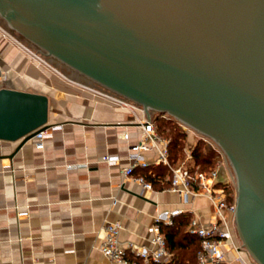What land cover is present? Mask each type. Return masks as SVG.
Wrapping results in <instances>:
<instances>
[{
	"label": "water",
	"instance_id": "water-1",
	"mask_svg": "<svg viewBox=\"0 0 264 264\" xmlns=\"http://www.w3.org/2000/svg\"><path fill=\"white\" fill-rule=\"evenodd\" d=\"M0 26L69 79L211 141L234 173L236 234L264 264V0H0ZM47 120L46 95L0 88V140Z\"/></svg>",
	"mask_w": 264,
	"mask_h": 264
},
{
	"label": "crops",
	"instance_id": "crops-1",
	"mask_svg": "<svg viewBox=\"0 0 264 264\" xmlns=\"http://www.w3.org/2000/svg\"><path fill=\"white\" fill-rule=\"evenodd\" d=\"M43 68L28 62L0 26V88L46 95L48 120L43 129L50 133L42 148L36 147L34 136L0 140V264H116L99 250L108 222L120 223L123 244L152 248L149 228L161 211L181 209L176 218L186 215L204 226L215 220L206 197L184 202L179 192L165 185L168 171L151 190L134 178L143 167L124 175L130 164L127 147L141 138L142 108L62 87L61 79ZM190 138L192 144L195 137ZM104 154H117L120 160L106 163ZM141 155L147 168L161 166L155 148ZM219 176L228 180L221 167ZM187 226L183 233L189 234ZM231 231L232 244L226 246L221 264H244L239 255L256 264L244 248L234 249L242 244L233 227ZM176 239L182 241L181 234Z\"/></svg>",
	"mask_w": 264,
	"mask_h": 264
},
{
	"label": "built area",
	"instance_id": "built-area-1",
	"mask_svg": "<svg viewBox=\"0 0 264 264\" xmlns=\"http://www.w3.org/2000/svg\"><path fill=\"white\" fill-rule=\"evenodd\" d=\"M20 47L25 52L30 53L37 63L50 66L25 45L21 44ZM91 91L99 93V95L116 104L135 107L133 104L99 90L91 89ZM140 125L142 133L139 142L127 147V159L130 164L123 169L124 175H133L136 167H148L149 164L143 159L141 151L155 148L159 155L157 164L166 166L170 173L169 189L171 191L179 192L183 196L184 202H188L189 198L197 196L206 197L210 201L215 220L209 225L204 226L200 225L194 218H191L187 231L189 234L196 235L200 240V250L197 254L199 264H221L224 260L225 248L232 240L231 229L234 227L235 212L234 200L230 203L227 199L226 186L229 180L222 181L219 176L221 166L217 164L209 172L198 170L194 166L190 148H185L184 158L175 165H172L168 157L169 139L160 136L156 132L152 120L141 121ZM49 135L50 133L46 129H41L35 133L36 147L42 148L44 146L43 140ZM124 138H128L127 133L124 134ZM207 141L211 145H214L208 139ZM102 160L109 164H115L120 160V157L117 154H104ZM134 178L143 185L144 189L151 190L153 188L152 183L145 180L142 175L135 176ZM181 213V209H172L161 211L156 215L154 223L149 228L152 234L150 240L153 245L152 248L138 246L133 243L123 244L119 239L120 223L108 222L102 229L103 239L99 250L105 257L116 264H139L137 259H140L141 263H168L171 261V252L167 248L165 236L161 231V225H172L174 218ZM233 247L239 251L243 248L242 245H233ZM130 255H133L134 258H130ZM239 260L243 261L244 264H248L240 255Z\"/></svg>",
	"mask_w": 264,
	"mask_h": 264
},
{
	"label": "trees",
	"instance_id": "trees-1",
	"mask_svg": "<svg viewBox=\"0 0 264 264\" xmlns=\"http://www.w3.org/2000/svg\"><path fill=\"white\" fill-rule=\"evenodd\" d=\"M156 132L169 139L168 143V157L170 163L175 165L179 160L184 157V148L188 140V131L177 120L168 116L167 114L156 113L152 119ZM190 150L193 156L194 166L198 170L209 172L212 170L219 159L222 157L221 151L211 145L206 139L197 137L192 144H190ZM168 171L166 166H157L153 168H143L141 175L145 180L150 181L152 184H157L160 177L164 172ZM162 173V174H161ZM169 173V171H168ZM165 185L170 184L169 179L164 182ZM228 191H234V187L228 183L226 186ZM234 200V192L228 197V201L231 203ZM175 222L172 225H161V231L165 236V241L168 250L174 252L175 256L170 262L163 264H199L197 258V251L200 248V240L196 235L183 233V229L189 223V217L181 215L174 218ZM177 234H181L182 241L176 239ZM191 249L190 253L183 248ZM180 249L179 251H177ZM188 253V254H186ZM185 256L187 258H185ZM156 264V263H148Z\"/></svg>",
	"mask_w": 264,
	"mask_h": 264
},
{
	"label": "rangeland",
	"instance_id": "rangeland-1",
	"mask_svg": "<svg viewBox=\"0 0 264 264\" xmlns=\"http://www.w3.org/2000/svg\"><path fill=\"white\" fill-rule=\"evenodd\" d=\"M2 28V27H1ZM3 29V28H2ZM4 30V29H3ZM7 34V37L13 42L15 43L18 47H20V45L22 44L20 41H18L16 38H14L11 34H9L6 30H4ZM24 45V44H22ZM21 48V47H20ZM22 49V48H21ZM23 50V49H22ZM24 51V50H23ZM25 52V51H24ZM26 53V57H27V61L34 64V63H37L33 58H32V55L28 52H25ZM49 64V63H48ZM40 65V64H39ZM42 65V64H41ZM50 65V64H49ZM44 68L43 69H46V70H49V71H53L60 79L62 82H60V85L63 87H67L71 90H75V91H89L91 93H96V92H93L91 91V89L93 88H90L89 86H86L82 83H79L77 81H74L72 79H69L68 77L64 76L62 73H60L57 69H55L53 66H48V65H42ZM64 79H66V82ZM96 90V89H94ZM96 94H99V93H96ZM105 98V97H104ZM106 99V98H105ZM197 134V133H196ZM197 136V135H196ZM166 138V137H165ZM168 139V138H167ZM190 134H188V140H187V144L189 145L190 144ZM194 139V138H193ZM182 160V159H181ZM179 162V161H178ZM177 162V163H178ZM218 165L221 166L222 169H224L226 171V174H227V178L229 180V183L234 187V191H235V178H234V173H233V170L228 162V160L226 159V157L222 154V157L219 159V161L217 162ZM216 164V165H217ZM234 191H228V188L226 189V193H227V199L228 197L230 196V194H233ZM234 228V231H235V227ZM236 232V231H235Z\"/></svg>",
	"mask_w": 264,
	"mask_h": 264
},
{
	"label": "flooded vegetation",
	"instance_id": "flooded-vegetation-1",
	"mask_svg": "<svg viewBox=\"0 0 264 264\" xmlns=\"http://www.w3.org/2000/svg\"><path fill=\"white\" fill-rule=\"evenodd\" d=\"M91 88V87H90ZM94 89V88H93ZM184 128H186V130L188 131V133L190 134V135H193L194 137H195V139L197 138V137H202L201 135H199V134H196V132H194V131H192L191 129H189V128H187V127H185L184 125H182ZM197 135V136H196ZM202 138H204V137H202ZM204 139H206V138H204ZM207 140V139H206Z\"/></svg>",
	"mask_w": 264,
	"mask_h": 264
}]
</instances>
